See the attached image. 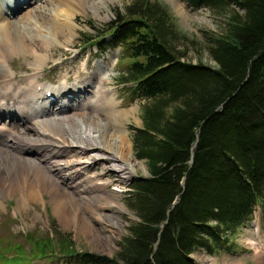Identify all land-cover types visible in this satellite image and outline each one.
Listing matches in <instances>:
<instances>
[{
	"label": "trees",
	"instance_id": "trees-1",
	"mask_svg": "<svg viewBox=\"0 0 264 264\" xmlns=\"http://www.w3.org/2000/svg\"><path fill=\"white\" fill-rule=\"evenodd\" d=\"M186 2L237 7L219 33L204 35L215 65L182 58L156 0H130L87 34L97 51L119 47L127 59L119 79L143 101L141 125L129 128L149 175L125 193L134 220L115 253L66 250L64 264H194L197 250L233 254L230 235L264 206V0ZM39 240L41 252L54 247L52 237Z\"/></svg>",
	"mask_w": 264,
	"mask_h": 264
},
{
	"label": "rangeland",
	"instance_id": "rangeland-1",
	"mask_svg": "<svg viewBox=\"0 0 264 264\" xmlns=\"http://www.w3.org/2000/svg\"><path fill=\"white\" fill-rule=\"evenodd\" d=\"M87 1L81 0L80 6L78 5V9L73 18L75 21V32L66 34V37L69 38L67 42H64V37L59 41V32L56 33V39L48 37V34L42 35L51 45L47 49L48 52L45 61L49 58L48 53H51V57L47 62L44 61L41 65H38L36 60L39 57H34L31 54L13 55L8 59L6 65L0 64V85L4 79L7 80L9 78H11L10 82L18 84L13 78L14 73L12 71H15L16 77L19 78L25 75L24 68H28L29 66L33 73H36V70L39 73L42 71V67H44L43 73L45 74L39 80L40 83L56 86L60 82L62 83L63 80H66L67 83L78 79L84 80L95 70L96 65L100 64L107 71V78H103L105 88L107 85L114 93L113 96L119 101L118 103L114 97L116 103L113 108L115 107L116 110H126L127 115L119 117L118 121L122 123L128 133L126 142L130 145V150L135 160L133 162L134 170H132V176L127 181H121L119 174L108 167L95 164L87 169L89 175L96 177L94 180L93 178H87V176L84 179L81 171L75 172L71 176L69 175L71 178L68 181L74 180L76 175H79V178L74 183L78 190L84 187L86 189L89 188V190L93 189V192L99 191L97 188L98 185H95L98 177L103 180H108L110 184L108 183L109 186L107 185L105 190H114L113 192H115L116 198H114V202L111 200H103L102 198H88V202L83 201L82 203L89 206L85 210L83 209L84 213H65V219L61 216V213L56 214L53 212L52 204L47 200L46 195H43V198L39 200L25 201L20 199L21 193H6L0 189V264H64L63 253L66 250L89 251L112 256L118 248L117 241L126 232V227L129 223L134 220L133 212L125 204V193L135 178L145 177L144 172L148 174L149 172L144 160L135 159L131 138L132 131L129 127L130 125H141L140 108L143 101L135 97L128 88V85L122 84L119 79L120 72L127 63V59L123 57L122 50L117 47L114 49L108 48L105 51H97L93 48V45L87 43V34L92 31V26L102 29L105 23L115 17V11L124 12L123 8L130 0ZM156 1L160 2L168 12L171 22L176 29L177 36L174 43L176 49L183 53L182 58L193 63L202 62L215 65L208 56L204 35L209 32L219 33L229 11L232 7L234 9H237V7L233 4H228L224 7L214 9L208 6H191L186 0H177L186 13L185 16H182L176 13L171 0ZM35 2L33 1L28 8L31 11L34 10L35 13L41 11L45 16H49V5L44 0H41L38 4L44 3V5L36 7ZM16 8H19V6L13 5L10 8L8 7V10L10 11ZM17 11L21 13L23 8H19ZM56 18L57 20H61V18L64 20L60 16ZM38 26L40 25L36 24V27ZM15 31H12L11 34ZM100 33L98 32L97 35L99 36ZM15 35L13 34V36ZM12 42L18 43L15 40ZM0 51L5 50L0 47ZM30 58L32 61H30ZM85 61H87V68L82 66ZM22 83L27 84L26 80ZM10 86L12 88L13 85L10 84ZM19 87L22 89V85H19ZM7 90L5 91L0 88V98L2 100L8 98L9 101L12 99L13 92L9 89ZM52 97L49 96L50 99ZM99 100L101 101L103 98L99 97ZM94 105H97V102ZM101 106H97L96 109L87 107V112H99ZM26 129L27 126L22 124V126L17 128V131H24ZM14 131L16 132V130ZM15 145L13 144V147ZM68 158L69 156H53L50 161L64 164L66 166V173H68V171H72L70 167L72 163H70V159ZM65 185L67 186L68 184H60L61 188H66ZM119 205L123 209H120ZM88 208L90 211H88ZM85 218L88 221V227L83 224ZM42 235L48 236L49 238L52 237L54 247L50 248L48 245L41 252L35 246V240L33 241V239L41 242L39 238ZM67 239L68 241L70 240L68 248L64 247L62 249L61 246L67 244ZM230 239L234 243L233 254L219 252L215 255H208L203 250H197L191 254L194 263L256 264L255 262L259 261V263L264 264V206H256L251 220L240 227L233 235H230ZM43 240H47V238ZM256 250H260V259L256 257Z\"/></svg>",
	"mask_w": 264,
	"mask_h": 264
},
{
	"label": "bare ground",
	"instance_id": "bare-ground-1",
	"mask_svg": "<svg viewBox=\"0 0 264 264\" xmlns=\"http://www.w3.org/2000/svg\"><path fill=\"white\" fill-rule=\"evenodd\" d=\"M33 1H36V7L44 5L38 4L41 0H0V47L5 50L0 51V64L6 65L13 55L31 54L39 57L36 61L41 65L51 46L42 35L48 34V37L56 39V33L59 32V41L64 37V42H67L69 38L66 34L75 32L73 18L81 0H44L50 7L49 16L41 11H31L28 7ZM171 2L176 13L186 15L177 0ZM13 5L23 8V11L18 12L19 8L9 11L8 7ZM57 16L64 20H57ZM36 24L40 26L36 27ZM12 31H15V36L11 34ZM48 54L50 58L51 53ZM86 62L82 64L84 68H87ZM24 69L25 75L19 78L12 71L14 80L22 85V89L10 82L11 78L4 79L0 85L1 89L13 92L9 101L8 98H0V189L6 193H21L20 199L25 201L39 200L46 195L53 212L61 213L64 219L65 213H84L83 209L89 206L82 203L88 202V198L115 200L114 190H105L110 184L108 180L98 177L95 184L98 185L97 192L84 187L78 190L74 183L79 175L75 174V179L68 181L78 171L83 173L84 179L87 176L94 180L96 177L87 173L93 164L115 171L121 181L129 180L134 170L135 160L126 142L128 133L118 121L119 117L127 115L126 110L113 108L116 103L114 93L106 84L105 88L103 83V78H107L105 68L96 65L88 78L70 83L63 80L56 86L40 83L39 80L45 74L44 67L39 73L38 70L33 73L30 66ZM24 80L26 85L22 83ZM49 96H53V99ZM99 97L103 100L100 101ZM96 102L97 105H94ZM97 106H101L99 112H87V107L96 109ZM22 124L27 129L17 131ZM13 144L16 145L13 147ZM53 156H69L72 171L66 173L64 164L50 161ZM64 183L68 185L61 188L60 184ZM119 208L123 209L121 205ZM83 224L88 227L86 218ZM256 257L261 258L260 250ZM255 263L261 264L259 261Z\"/></svg>",
	"mask_w": 264,
	"mask_h": 264
},
{
	"label": "water",
	"instance_id": "water-1",
	"mask_svg": "<svg viewBox=\"0 0 264 264\" xmlns=\"http://www.w3.org/2000/svg\"><path fill=\"white\" fill-rule=\"evenodd\" d=\"M148 173L147 172H144V176H146ZM138 177H141V176H138ZM193 260V259H192ZM194 262V261H193ZM195 264V263H194Z\"/></svg>",
	"mask_w": 264,
	"mask_h": 264
}]
</instances>
